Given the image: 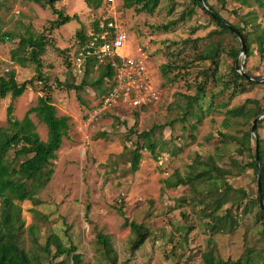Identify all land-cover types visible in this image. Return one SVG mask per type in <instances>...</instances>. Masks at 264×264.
I'll list each match as a JSON object with an SVG mask.
<instances>
[{"label": "rangeland", "instance_id": "1", "mask_svg": "<svg viewBox=\"0 0 264 264\" xmlns=\"http://www.w3.org/2000/svg\"><path fill=\"white\" fill-rule=\"evenodd\" d=\"M206 1L224 20L245 31L252 56L248 57L246 44V58L240 55L235 59L232 50H241L240 40L221 34L193 0H162L153 14L126 9L124 0H114L112 7L102 0L98 10L88 8L84 0H62L56 7L69 16L77 15L81 24L72 21L53 31L50 21L56 17L48 7L25 0H0V77L15 70L20 84L33 80V86L20 98L9 96L0 101V129L10 128V105L14 118L22 121L44 96L46 85L52 88L58 116L70 118V138L64 140L57 159L46 169L47 173L54 171L50 183L38 195L37 205L20 203L25 227L18 242L35 264H72L68 258H55L53 246L50 254L46 252L52 235L67 247L74 245L84 264H113L112 258L116 264H205L203 256L208 253L217 261L231 264L239 260L246 263L251 253V264H264V218L258 220L259 207L255 204L258 176L245 168L257 152V139L252 135L254 120L228 116L236 108L252 111L255 105L248 100L259 101L264 109V83L251 84L246 93L238 94L236 88L241 81L234 73L244 63L246 73L264 77V59L257 53L259 37L264 35V8L257 0H248V4H242V0ZM191 10L195 11L191 18L177 20ZM113 14L131 34L128 50L123 53L138 57L140 48L147 56L160 100L131 115L108 112L92 120L103 93L96 84L100 69L90 67L88 77H74L68 63L79 46L76 33L82 27L91 29L95 21ZM165 25H169L168 32L163 30ZM43 33L49 45L41 57L45 79L41 82L35 64L23 69L13 64L11 54L21 38ZM8 34L13 40L1 42ZM210 41L222 44L217 70L210 62L197 60ZM168 63L175 68L169 81L161 75L162 66ZM85 78L88 85L80 93L84 104L78 102L75 91L57 88L65 81L79 85ZM199 85L206 94L196 102ZM31 119L46 141V126L35 115ZM149 132L157 146L155 156L146 148L144 134ZM248 133L253 137L252 151L241 156L239 141ZM258 136L264 150V118L257 124ZM137 146L142 149V161L134 173L131 160ZM209 157L225 172L217 177V184L204 180L195 183L197 191L191 187L164 189L163 181L176 173L183 177L201 173L203 167L197 168V163ZM8 160L12 168H18L25 158H16L12 151ZM225 183L231 187L225 196L228 203L217 218H208L213 208L208 206L211 199L207 193L211 191L213 199H224ZM125 220L147 232L146 242L136 252L132 251L135 236ZM99 234L109 238L110 255L98 242Z\"/></svg>", "mask_w": 264, "mask_h": 264}, {"label": "trees", "instance_id": "2", "mask_svg": "<svg viewBox=\"0 0 264 264\" xmlns=\"http://www.w3.org/2000/svg\"><path fill=\"white\" fill-rule=\"evenodd\" d=\"M30 3H35L43 8H49L52 14L56 17L54 20L50 21V31L60 29L66 24L76 21L81 24V21L77 15L69 16L63 10L56 7V4L62 0H25ZM90 9L98 10L102 7V0H84ZM162 0H124L123 7L126 9H135L139 13L153 14L159 7ZM241 2V0H236ZM262 8H264V2L257 0ZM196 8L203 9L198 0H193ZM206 5L210 10L217 14L221 19H223L214 8L208 5L205 0ZM242 4H248V0H242ZM204 10V9H203ZM205 11V10H204ZM206 12V11H205ZM195 11L191 10L182 13V15L177 19L178 21L186 20L194 15ZM207 13V12H206ZM208 14V13H207ZM209 15V14H208ZM210 16V15H209ZM211 17V16H210ZM212 19V18H211ZM100 19L95 21L91 28L97 26ZM224 20V19H223ZM212 21L220 29L221 34L231 33L227 28L223 27L221 24L217 23L214 19ZM226 21V20H225ZM227 22V21H226ZM228 23V22H227ZM231 25L230 23H228ZM233 26V25H232ZM234 27V26H233ZM236 28V27H235ZM169 25H165L163 30L168 32ZM245 39L246 44H248V57L254 54V51L250 48V38L245 31L237 28ZM88 30L82 27L77 33V40L79 42L78 48H82L87 44L89 40ZM215 33H210L208 39ZM218 34V32H217ZM7 40H13L11 34L5 35L1 42ZM191 42V40H189ZM48 38L46 35L39 34L37 36H28L21 38L20 45L17 49L12 51L11 61L13 64L18 65L21 68H26L29 63H33L36 66V77L39 81L43 82L45 79L43 77L42 69L43 64L41 62V57L44 54L46 48L48 47ZM222 44L215 41H210L207 47L201 51L197 60L203 63H209L218 68L219 58L221 56ZM257 53L264 59V35L259 37ZM232 54L235 59L241 55V50H232ZM68 66L74 77H77L73 68V62L70 60ZM95 67L100 69V75L96 80V84L102 88L103 93L101 96L105 95L107 90L105 88V80L107 78L112 79L114 75L113 69L109 65L100 64L95 58H88L87 63L84 67V75L88 77L89 68ZM175 70L172 64H165L161 68V75L163 78L170 80V73ZM234 73L237 80L241 82L236 88L238 94H244L247 92L248 87L251 83L241 76L237 68L234 69ZM83 75V76H84ZM247 75L251 76L247 73ZM180 73L176 75L178 78ZM253 77V76H251ZM261 78V77H255ZM88 85V81L83 79V81L77 85L65 81L64 83H59L57 88H65L67 91H75L77 94L78 102L84 104V100L80 93ZM33 86V80L26 81L24 83H19L16 78V71H7V73L0 77V101L5 100L9 96L16 100L20 98L28 89V87ZM44 96L39 97L36 106L30 108L24 119L22 121L14 118V107L10 105L7 109V121L10 124L8 131L0 129V264H35L34 260L30 257L29 253L23 250L18 242V236L20 231L25 227V221L23 219V211L20 203L25 201L32 202L37 205L38 195L43 191L47 185L50 183L54 171L50 170L48 173L46 169L50 166L52 161L57 159V153L61 149L64 140H69L70 131V118L67 116H58L57 109L53 103L52 98V88L47 86L43 89ZM198 97L194 98L196 102L200 99L199 96H205V89L202 85L198 86ZM193 100V98H192ZM247 103L255 105L252 111H245L244 107L236 108L228 112V116L233 118H238L242 116H248L252 120H256L257 117L264 113V109L261 108L260 102L256 100H248ZM191 106V105H190ZM247 112H252L248 114ZM35 117L43 123L47 128V140L43 141L37 132L36 125L31 119V116ZM253 135V134H252ZM251 133L246 134L239 143L241 149L239 154L243 156L245 152L252 151L250 148L251 139L253 140ZM144 139L146 141V148L151 152L153 156L156 155L157 146L151 142L150 132L144 134ZM257 139V149L259 152L261 165H262V186L264 192V150L261 146V141L259 136ZM14 151L16 158H25V160L19 165L18 168H12L9 165V154ZM142 149L137 146L134 151H132L131 160V170L132 172H138L140 169V163L142 161ZM252 161L247 163L245 168L254 170L257 175V162L256 155H252ZM197 168L203 167L201 173L195 177L190 175L183 177L176 173L174 176L165 179L163 181L164 189H176L180 187H191L194 191L196 190V182H202L204 180L212 181V184H217V177H221L225 172L217 167L213 157H209L206 162L199 159L197 163ZM226 188L223 191L224 199L218 197L213 199L212 192H208V198L211 199L208 204L213 210L206 216L217 218V213L221 211L224 206L228 203L225 201V196H227V191L231 189L228 183H225ZM245 196V194H243ZM203 201V204H206ZM255 204L259 207V219L264 218V210H262L259 201V195L255 200ZM248 211V210H247ZM121 216H124V212L120 211ZM247 214V212H246ZM125 225L131 228L132 233L135 236L133 242L132 251H138L147 240V232L144 228L135 222L129 223L125 220ZM98 242L101 243L107 253L110 255L112 252V247L110 245V240L101 234L97 236ZM55 247V258H68L71 260L72 264H84L82 255L78 254L77 248L72 245L67 247L64 245L62 240L56 236L52 235L48 238L46 243V252L50 254L51 247ZM248 259L246 263L241 260L235 262L234 264H251V253L247 254ZM205 264H231L230 262L217 261L213 254L208 253L203 256ZM112 263L116 264V260L112 258Z\"/></svg>", "mask_w": 264, "mask_h": 264}, {"label": "built area", "instance_id": "3", "mask_svg": "<svg viewBox=\"0 0 264 264\" xmlns=\"http://www.w3.org/2000/svg\"><path fill=\"white\" fill-rule=\"evenodd\" d=\"M106 4L112 7L114 0H106ZM87 32V44L76 49L72 58L76 76L84 74L88 58H95L114 71L112 79L107 78L104 82L107 92L100 97L92 120L108 112L123 116L125 112L145 110L158 103L160 95L151 79L147 56L140 48L138 57L123 54L128 50L131 34L117 15L100 19L97 26Z\"/></svg>", "mask_w": 264, "mask_h": 264}, {"label": "water", "instance_id": "4", "mask_svg": "<svg viewBox=\"0 0 264 264\" xmlns=\"http://www.w3.org/2000/svg\"><path fill=\"white\" fill-rule=\"evenodd\" d=\"M202 6V8L211 16L212 19H214L217 23L221 24L223 27L227 28L231 33L236 35V37L240 40L242 44L241 48V56L243 58H246L247 55V47H246V42L240 31L233 27L232 25H229L225 20L221 19L217 14H215L212 10L208 8V6L205 3V0H198ZM238 73L243 76L247 82L251 84H260L264 83V77L263 78H255L247 75L245 71V66L244 63L242 67H237ZM264 118V113L260 115L259 117L256 118L254 121L253 127H252V134L255 138H257V124L258 122ZM256 162H257V176H258V195H259V201H260V206L264 210V192H263V186H262V165H261V160L259 156V152L257 149L256 152Z\"/></svg>", "mask_w": 264, "mask_h": 264}, {"label": "crops", "instance_id": "5", "mask_svg": "<svg viewBox=\"0 0 264 264\" xmlns=\"http://www.w3.org/2000/svg\"><path fill=\"white\" fill-rule=\"evenodd\" d=\"M127 51V50H126ZM127 53V52H126ZM129 53V52H128ZM123 54H125V53H123ZM128 54H126V56H127ZM125 113H128L129 115H131V113L132 112H125ZM128 116V115H127Z\"/></svg>", "mask_w": 264, "mask_h": 264}]
</instances>
